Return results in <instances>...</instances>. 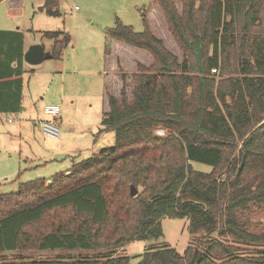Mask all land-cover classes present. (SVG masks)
Wrapping results in <instances>:
<instances>
[{"label": "trees", "instance_id": "16d2710c", "mask_svg": "<svg viewBox=\"0 0 264 264\" xmlns=\"http://www.w3.org/2000/svg\"><path fill=\"white\" fill-rule=\"evenodd\" d=\"M153 1L182 60L147 19L142 31L119 19L108 29L109 38L147 50L153 62H139L131 74V100L108 95L102 124L115 131V144L50 181L38 177L0 193V264H130L124 246L161 238L166 216L188 218L193 238L183 252L151 243L141 264H264L257 247L264 231H252L248 217L253 205L264 204V0H181V12L175 0ZM46 5L59 13L58 0ZM61 34L43 33L53 39V58L66 45L68 35ZM5 51L0 48L6 67L0 77L21 74ZM157 127L168 131L156 135ZM193 161L212 169H197ZM26 249L94 253L4 255Z\"/></svg>", "mask_w": 264, "mask_h": 264}, {"label": "rangeland", "instance_id": "374dc122", "mask_svg": "<svg viewBox=\"0 0 264 264\" xmlns=\"http://www.w3.org/2000/svg\"><path fill=\"white\" fill-rule=\"evenodd\" d=\"M175 5L181 12L183 2L175 0ZM56 8L59 13L51 14L46 0L0 1V48L6 50L7 61L26 70L19 111L0 113V193L16 192L22 181L50 179L57 171L70 169L74 162L115 144V131L102 124L103 115L109 110L108 95L131 100L136 84L131 74L139 62L145 65L153 62L147 50L108 37V29L115 27L118 19L136 31L144 30L147 19L151 30L164 40L167 48L179 60L183 58L160 5L153 0H58ZM48 30L62 31L60 39L68 35L61 58L49 57L38 64L25 61L24 53L17 49L24 43H41L49 50L53 39L43 35ZM228 76L237 77V74ZM51 103L61 106L60 137L45 134L39 124L40 120L49 118L43 109ZM9 117L13 119L10 121ZM167 131L157 127L154 133L162 136ZM193 165L204 171L212 169L199 161H193ZM247 180L252 181L250 174ZM248 217L252 231H264V204L253 205ZM161 223V238L136 239L126 245L124 252L130 255V264H141L143 253L151 243L164 241L183 252L193 238L186 217L166 216ZM257 247L264 250V240ZM18 253L47 258L90 256L94 251L26 249L4 255L11 260Z\"/></svg>", "mask_w": 264, "mask_h": 264}, {"label": "crops", "instance_id": "0c3cea01", "mask_svg": "<svg viewBox=\"0 0 264 264\" xmlns=\"http://www.w3.org/2000/svg\"><path fill=\"white\" fill-rule=\"evenodd\" d=\"M28 46H29V44H27V43H24L21 46L22 53L25 52V50L28 48ZM19 51H20V49H19ZM0 60H1V62H4V61H2V60H4L2 55H1ZM20 67H21V70L23 71L21 74H13L12 76L0 77V113H5L7 111L18 112L19 110L16 108L19 105L20 106L22 105V95H23V87H24L23 73L26 70H25L24 66H20ZM3 69H6V67L4 65H2V67H0V76L6 75V73L3 72ZM9 78L11 80H16V79L22 78V84L19 85L18 82L9 83L8 82ZM11 109H14V110H11ZM14 114H16V113H14ZM64 171L69 172L70 170L67 168ZM51 178L47 179V180L50 181ZM126 245L124 246L125 249H126Z\"/></svg>", "mask_w": 264, "mask_h": 264}, {"label": "built area", "instance_id": "2783aa9c", "mask_svg": "<svg viewBox=\"0 0 264 264\" xmlns=\"http://www.w3.org/2000/svg\"><path fill=\"white\" fill-rule=\"evenodd\" d=\"M212 70L216 71L215 68ZM43 111L49 115V118L39 121L42 131L47 135L60 137L62 131L61 106L56 103L46 104ZM8 119L11 121L13 118Z\"/></svg>", "mask_w": 264, "mask_h": 264}, {"label": "water", "instance_id": "95a60500", "mask_svg": "<svg viewBox=\"0 0 264 264\" xmlns=\"http://www.w3.org/2000/svg\"><path fill=\"white\" fill-rule=\"evenodd\" d=\"M43 7H41L42 9ZM51 51L45 49L44 45L41 43H34L28 46L24 52V59L30 64H38L44 61L46 58L51 57ZM138 189L135 185H131L130 193L135 195Z\"/></svg>", "mask_w": 264, "mask_h": 264}]
</instances>
